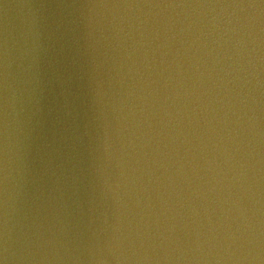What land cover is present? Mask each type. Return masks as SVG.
<instances>
[{"label":"water","instance_id":"water-1","mask_svg":"<svg viewBox=\"0 0 264 264\" xmlns=\"http://www.w3.org/2000/svg\"><path fill=\"white\" fill-rule=\"evenodd\" d=\"M3 264H264V0H0Z\"/></svg>","mask_w":264,"mask_h":264},{"label":"snow or ice","instance_id":"snow-or-ice-1","mask_svg":"<svg viewBox=\"0 0 264 264\" xmlns=\"http://www.w3.org/2000/svg\"><path fill=\"white\" fill-rule=\"evenodd\" d=\"M0 264H3V261L2 260H0Z\"/></svg>","mask_w":264,"mask_h":264}]
</instances>
